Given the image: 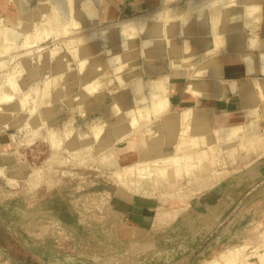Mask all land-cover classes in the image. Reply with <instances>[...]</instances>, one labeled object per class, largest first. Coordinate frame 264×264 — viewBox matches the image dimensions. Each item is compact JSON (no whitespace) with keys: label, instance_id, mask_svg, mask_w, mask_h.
I'll use <instances>...</instances> for the list:
<instances>
[{"label":"rangeland","instance_id":"374dc122","mask_svg":"<svg viewBox=\"0 0 264 264\" xmlns=\"http://www.w3.org/2000/svg\"><path fill=\"white\" fill-rule=\"evenodd\" d=\"M55 1L38 0L28 17L21 19V29L17 30L21 36L15 47L0 56V62L7 63L0 69V139L11 144L9 149H0V264H204L242 246L252 255L250 261L257 264L256 255H264V247L256 250L264 235V126L259 128L263 139L250 150H242L237 142L224 149L221 144L219 155L218 145L210 149L208 166L219 174L212 179H220L211 188L204 180L190 181L182 171L174 180L162 178L146 188L141 182L117 183L113 180L116 171L157 162L174 151L173 144H165L163 130V143L137 147L134 158L126 162L123 143L120 148H105L99 141L104 127L95 117L108 108L110 98L129 91L134 82H142L147 88L137 76L142 73L138 64L145 58L136 53L131 56L133 49L125 52L122 43H114L122 19L117 15L108 20L102 16L95 30H76V34V27L62 30L52 21L49 37L37 40V30L55 15ZM223 1L232 3L223 9L215 23L218 28L213 31L210 11ZM248 1L246 5L243 0H162L156 9L149 7L145 13L128 18L148 23L169 21L175 30L188 19L202 18L198 24L202 33L189 31L174 44L182 49L180 56L199 54L201 60H208L203 50L209 58L220 52L211 49L213 34L226 44L222 49L237 45L245 36L251 49L264 48V19L239 28L238 22L227 18L250 8ZM8 2L13 1L0 0L5 8ZM260 6L264 10V0H260ZM35 10L41 11L39 17ZM156 14L159 16L149 19ZM107 21L111 22L100 25ZM207 28L214 33L205 34ZM91 33L96 35L94 40L80 42ZM31 37L35 44L24 47ZM195 42L203 47L196 51ZM113 54L120 57L116 66L104 63L106 69L85 77L82 59ZM167 54L157 55L147 61L148 65L167 67V62L175 59ZM120 64H125L122 72L116 68ZM74 65L78 86L82 85L80 94H75ZM29 69L37 74V82L29 80ZM155 73L157 70L146 72L149 77ZM11 81L15 82L14 89ZM29 90L34 96H29L32 100L28 107L19 110L17 99ZM138 122L139 126H131L130 133L117 141L126 144L144 140L156 119L146 124ZM92 125L102 126L99 136L83 147L80 140L92 137ZM33 131L38 132L35 139L27 138ZM49 132L57 139L53 147ZM166 146H172V150L166 151ZM108 155L115 163L103 166ZM129 206H134V215Z\"/></svg>","mask_w":264,"mask_h":264},{"label":"bare ground","instance_id":"6f19581e","mask_svg":"<svg viewBox=\"0 0 264 264\" xmlns=\"http://www.w3.org/2000/svg\"><path fill=\"white\" fill-rule=\"evenodd\" d=\"M2 1L5 2L6 0ZM69 1L66 0L64 5L67 15L65 22L68 21L66 28L76 27L73 31L74 34H76V30H95L93 28L98 25L102 16L105 20L111 19V17L113 18L115 15H117L118 18L122 17L117 30V38L114 43H122L125 47V52L126 50L133 49L132 52H129L131 56L136 53L140 58H145L144 60L142 58L137 69L142 70L141 63L148 65L149 63H147V61L156 58L159 54L164 55L166 52L170 57H175V59H170L169 62H167V67L171 68L175 72V75L183 77L184 80H186L180 99V105L175 111L170 110L169 97H167V89L170 80L169 74L148 81L146 84V92L142 82L137 84L136 82H132L133 85H135L133 86L131 83V87H133L127 94H117V96H115L110 106V112L111 116L117 119V123L119 124L112 130L117 137H120L123 133L120 122H123L126 118L128 119L130 128L131 126H139L138 120H140L142 124H146L156 119V122L146 131L144 140L129 141L123 145L122 152L128 155V158H124L123 161L132 160L136 154L137 147H148L150 145L163 143V138H161L162 130L167 135L165 144L174 145V151L170 153L171 155L167 154L157 162L137 164L116 171L113 175V180L117 183L132 185L133 182H141V184H145L146 188L147 185L154 183L156 180H161L163 178L171 181L174 180L177 175L184 173L190 181L204 180L208 188H211V186L219 182L220 179H212V177L219 174L210 171L208 166V153L210 149L218 145L216 152L219 155V152L222 151V148L224 149L226 145H233L237 142L242 150L247 151L254 148L260 140L263 139L260 135L259 128L264 126V48L256 51V57L253 54L252 56H245L242 59L244 69L240 77H238L237 89L234 90V93L238 94L237 104L240 105H238V109L217 113L214 110V105L217 104V100L223 98L220 81L222 62L220 59L222 57L220 58L218 55H213L211 58H208V60H201L199 54L183 57L180 56L181 48L179 49V46L174 44L178 43V39L181 38V36H185L189 31L192 34L202 33L203 29L201 26H198L203 20L202 18L188 19L179 26L180 28L175 30L173 29L174 25L169 21L148 23L130 20L128 18L130 15L123 14L119 10L116 11L118 8L117 5L107 4L105 0ZM129 1L140 3L144 10L162 2V0ZM243 1H245L244 4L249 2L248 0ZM231 3L232 2L223 1L219 5L213 7L215 11H210L213 31L218 28L215 23L222 14L223 9L227 8ZM250 4V8L237 11L233 14L234 16L229 15L227 18H229L231 22H238V24H240L239 28H242L244 23L247 25L253 21L263 20L264 10L260 6V0H251ZM69 5L71 8H69ZM1 7L2 10L5 9L2 4ZM11 9L18 13V18L15 21V29L19 30L21 29V19H26L28 17V5L24 0H16V6L12 5ZM187 12L188 10H185L184 14ZM158 16L159 14L152 15L149 16V19ZM234 28L238 29L237 27ZM46 30L48 31V28H46ZM205 30V34L206 32L210 34L214 33L213 31H209L208 28ZM239 30L240 29H238V31ZM69 31L71 32V29ZM67 32L68 31H66L65 35ZM95 37V33H91L82 37L80 42L90 43ZM175 38L177 40H175ZM180 40H182V38ZM198 43L195 42L196 51L203 47V45H200V42ZM164 44L167 46L164 47ZM210 44H212L211 49L217 48L218 51H220L222 47H226V44L222 43L220 38L215 34L212 35V43ZM1 48L2 46L0 45V51ZM59 48H62V45ZM106 49H108V47ZM254 50L253 48L252 51ZM105 51L108 52L109 50ZM84 52H86V50ZM44 56L46 57V55ZM107 57L108 58L87 57L82 59L80 63H82L81 69L85 77L88 78V75L97 74L106 69L107 66L104 63L107 64L108 62V65L113 67L120 61V57L114 56V54ZM116 68L120 69L122 72L125 68V64H120V66ZM29 72V75H32L31 78L33 77L32 82H37V74L35 75L31 69H29ZM105 83H107V85L109 84L107 81ZM10 85L14 89L15 83L12 82ZM31 94L32 90H29L17 99L19 110L21 107H26L27 104L30 103L32 98L30 99L29 96H31ZM74 100L79 101L80 98L75 97ZM188 102H190L189 105L187 104ZM34 110L35 109H32V111ZM57 111H60V109L58 108ZM158 121H161L162 124L159 125ZM28 125L32 126L33 123ZM101 128V125H98V127L92 125L90 129L92 137H83L80 140L81 145L86 147L91 141L97 139ZM37 134V131L29 132L26 137L35 139ZM48 134L51 141L49 142L51 143L50 146L53 147L57 144V139H55V134H50V132ZM221 144L223 145L222 148L220 146ZM200 146H204L205 149H200ZM9 148H11V144L8 143L7 140L1 138L0 149L5 150ZM193 150L196 151L194 155L190 152ZM181 154H184V156H181ZM114 163V159H110L109 155L104 157L103 166H110ZM211 181H213V183H211ZM262 237V241L258 244L256 250L264 247V235ZM245 249L246 246L230 249L226 253L224 252L218 256V258L204 264H254L250 261L252 255L246 253ZM255 259L257 264H264L263 254L256 255Z\"/></svg>","mask_w":264,"mask_h":264},{"label":"crops","instance_id":"0c3cea01","mask_svg":"<svg viewBox=\"0 0 264 264\" xmlns=\"http://www.w3.org/2000/svg\"><path fill=\"white\" fill-rule=\"evenodd\" d=\"M13 2H8L5 10H2L1 4L0 3V45L2 46L1 51H0V56L6 54L10 50H12L15 47L16 41L20 38V32H18L15 28L13 29L12 27L15 24L16 19L18 18V13L14 10L11 9V6L14 5L16 6V0H12ZM65 1L66 0H56L54 2L53 7L56 9L55 15L53 18H51L45 25H41L40 28L37 30V35L36 39H45L49 37V32L46 30V28L50 27V23L56 22L58 27H60L62 30H65L68 21L65 22L66 18V10H65ZM107 4H116L119 11L122 12L123 14L126 15H139L143 14L146 11L143 9V6L140 3H135L131 2L129 0H105ZM7 2V0L5 1ZM38 3V0H28L27 5L29 8V14H30V9H34ZM3 5V4H2ZM160 4H157L155 7L150 8L149 10L156 9V7L160 6ZM38 8H43L40 5ZM148 11V10H147ZM41 11L35 10L34 14L36 17L40 16ZM28 14V15H29ZM111 22V21H110ZM109 21L104 22L100 25H107L110 23ZM5 24V25H4ZM52 30V29H51ZM248 36H245L244 40L242 42L238 43L237 45H232L226 49H221L219 52V57L221 58V76H220V81H221V89H222V94L223 98L220 100L216 101V105H214V110L217 113H222V112H227V111H234L238 109L240 106L237 104V97L238 94L234 93V90L237 89V82H238V77H240V74L242 73L244 66L242 63V59L245 56H254L256 57V50L252 51V49L249 47L248 44ZM35 44L34 42V37L27 38L24 42V47L31 46ZM202 54L204 58H209L208 55L205 54V50L202 51ZM256 60V58H255ZM256 63V62H255ZM6 62H0V69H3L6 66ZM52 66L55 65V63L51 64ZM156 66V68H155ZM74 71H75V94H77V91H79L82 87L81 83L78 86V77H77V67L74 65ZM158 67V68H157ZM164 65H144L142 67V73L140 75H137L140 77V79L144 82L147 83V81L156 79L159 75H170V80L168 84V89H167V97L170 103L171 111H173V108L175 107V110L178 109L180 105V99L182 96V92L184 90L186 80L182 79V77H179L177 75H174V71ZM32 70V69H31ZM150 70L154 71L157 70V73H155L154 77H149L151 75L146 74V72H149ZM32 75H29V80L32 82ZM223 81V82H222ZM15 83V82H14ZM185 83V84H184ZM226 83V84H225ZM236 83V85H235ZM117 82H113V86H116ZM223 87V88H222ZM49 86H47L45 89H43V93L45 94ZM234 88V89H233ZM169 90V91H168ZM129 91L127 90L126 92H121L118 93L120 94H127ZM146 92V89H145ZM227 93V94H226ZM80 94V91L79 93ZM226 94V95H225ZM117 96V95H115ZM112 97L110 98V104L108 108L103 112V113H98V116L95 117V120H100L102 126L104 127V131L102 135L100 136L99 141L105 148L107 146H113L115 148H120L121 143L123 141H117L119 137H117L113 132H112V127L115 125L117 120L111 116L110 112V106L112 105L113 99L115 98ZM236 97V98H235ZM87 98V97H85ZM235 98V99H234ZM232 103V104H231ZM188 105L190 102L187 103ZM220 104V105H219ZM239 105V106H238ZM223 106V107H222ZM216 107V108H215ZM218 107V108H217ZM223 108V109H222ZM227 109V110H226ZM76 118V117H75ZM122 128H123V133L120 135V137H123L124 135H127L130 133L131 128L128 123V121H123L122 122ZM108 137V138H107ZM106 142H105V140ZM105 144V145H104ZM122 145V146H123ZM121 146V147H122ZM166 151L172 150V146H166L164 148ZM131 208L133 211L131 215H134L135 208L134 206H129L128 210ZM129 212V211H128ZM128 214V213H127Z\"/></svg>","mask_w":264,"mask_h":264}]
</instances>
